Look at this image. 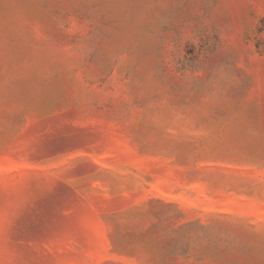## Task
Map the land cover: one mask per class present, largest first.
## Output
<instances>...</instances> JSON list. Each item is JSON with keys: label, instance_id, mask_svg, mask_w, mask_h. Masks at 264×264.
<instances>
[{"label": "rangeland", "instance_id": "1", "mask_svg": "<svg viewBox=\"0 0 264 264\" xmlns=\"http://www.w3.org/2000/svg\"><path fill=\"white\" fill-rule=\"evenodd\" d=\"M0 264H264V0H0Z\"/></svg>", "mask_w": 264, "mask_h": 264}]
</instances>
